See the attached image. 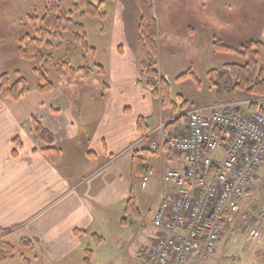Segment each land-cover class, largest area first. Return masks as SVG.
<instances>
[{
  "label": "crops",
  "instance_id": "crops-1",
  "mask_svg": "<svg viewBox=\"0 0 264 264\" xmlns=\"http://www.w3.org/2000/svg\"><path fill=\"white\" fill-rule=\"evenodd\" d=\"M226 1L229 2L225 0L224 3ZM114 3L115 43L109 50L108 64L103 66L104 74L101 75L106 77L103 84L108 87L83 90L80 92L84 94L82 100L67 101L72 119L63 117L62 108L54 102L55 98L62 99L65 94L55 85L48 92L39 91L38 84L29 86V91L17 100L0 98V239L15 244L16 252L21 253L22 258L32 259L30 263L68 264L66 260L72 254L84 252L85 256L86 250H91L85 247V241H92L93 234L100 236L97 233L100 218L96 213L99 208H106L97 201L96 194L100 188L104 190L105 180L111 182V177L114 182L118 180L122 163L92 179L106 166L126 157L130 181L132 151L149 145L157 136L158 124L169 119L140 78L141 45L132 52L133 44L124 36L126 2L115 0ZM261 6L263 9L259 11L236 9L234 13L225 11L220 15L219 11L213 12V16L219 19L222 28L235 27L239 33L247 32L244 44L250 40L264 43V5ZM154 14L158 24L155 7ZM189 30L194 33L191 24ZM212 37L216 39L215 34ZM218 40L222 42L223 39ZM192 47L196 48L195 43ZM208 47L211 49V44ZM159 74L168 82L167 73ZM230 97L237 101L239 94L232 92ZM154 113L158 116L157 123H151ZM138 117H143L151 127L145 135L136 129ZM32 118L38 119L53 133V146L61 152L57 163H51L40 151L47 145L34 134ZM16 138L21 145L13 142ZM158 157L160 173L181 167L180 160L172 153ZM150 171L153 173L152 169ZM75 230L83 232L76 234ZM24 238L33 241L31 247L18 245ZM24 250L29 251V257L22 253ZM142 250L139 249L132 264L145 255Z\"/></svg>",
  "mask_w": 264,
  "mask_h": 264
},
{
  "label": "rangeland",
  "instance_id": "rangeland-1",
  "mask_svg": "<svg viewBox=\"0 0 264 264\" xmlns=\"http://www.w3.org/2000/svg\"><path fill=\"white\" fill-rule=\"evenodd\" d=\"M126 2V29L124 36L129 43L133 44L132 52L140 43L137 42V17L138 11L134 0H122ZM158 15V72L167 73L170 85L171 99L180 104L179 99L183 98L188 108L203 106L214 102L233 101L230 85L232 80L223 69V65L230 62H243L235 54L216 55L208 45L216 39H223L222 43L239 48L244 44L247 37L244 30L239 33L234 28L225 29L220 26L219 19L214 17L213 12L230 11L234 13L236 9L243 11L263 9L264 0H152ZM44 0H0V69L10 75L11 80L15 79V72L20 71V75L25 77L28 85H37V79L32 72L33 63L20 59L17 54L18 39L25 33L34 34L30 22L27 20L28 14L39 17L42 12ZM103 10L105 18L85 15L75 16L85 27L87 42L95 49L94 54H88L86 60L90 66L99 64L107 67L109 50L115 43L116 35V5L112 0H104ZM212 14V17H211ZM194 30L190 32L189 25ZM238 30V28H237ZM227 31L228 34H223ZM257 39V38H254ZM53 44L59 42L67 43L73 51V58L70 66L78 68L83 66V51L69 34H61V38L51 39ZM196 48L192 47V44ZM137 44V45H136ZM66 45V46H67ZM45 53H51L52 63L46 66L47 77L63 93L62 99L55 98L54 102L62 108V116L70 118L66 107L67 101L71 99L82 100L84 94L80 92L101 89L106 83V77H101L94 67L90 73H79L74 78L58 77L53 65L58 60L63 59L65 48L45 49ZM141 56V57H140ZM139 61L144 58L141 51ZM191 69L199 82L191 78L178 81L176 77L186 70ZM216 69L217 73L209 75L208 72ZM167 81V78L164 77ZM91 88V89H89ZM239 94L238 100L248 98L244 93ZM65 96V97H64ZM44 98V97H43ZM156 103V100L155 102ZM86 105V103L84 104ZM246 103L240 104L241 111H247ZM165 116L169 115L168 110L164 111ZM152 117L151 123H157V113ZM164 116V117H165ZM72 119V117H71ZM166 153V152H165ZM122 163L121 176L118 180L111 182L105 180L104 190L101 188L96 194L97 201L103 203L106 208H99L97 211L100 218V230L98 235L102 240L96 243L97 239L86 240L85 247L92 252L84 256V252L72 254L66 260L68 264H132L138 257L139 249L147 250L156 238L158 230L153 227V213L157 207L160 195L165 186L160 182V158L157 155H150L148 164L153 170L147 181L145 188L140 187L138 182L134 188L136 204L140 215L136 217L131 212L125 211L126 198L129 196L130 181L128 177V161L126 157H120L102 169L96 175L108 173L114 166ZM254 174L250 182V187L244 192L239 202V214L230 223L226 233L222 234L217 242L215 252L209 257L202 259L198 264H264V231L253 241L246 239L248 230L252 227L253 221L264 220V162ZM113 181V182H112ZM91 182V181H90ZM116 183V184H114ZM103 212V213H102ZM29 251L22 253L29 257ZM16 252V259L6 260L0 264H25L22 261V254ZM89 261L85 262L84 257ZM143 257V255H141ZM32 261V259H30ZM31 264H37L34 261Z\"/></svg>",
  "mask_w": 264,
  "mask_h": 264
},
{
  "label": "built area",
  "instance_id": "built-area-1",
  "mask_svg": "<svg viewBox=\"0 0 264 264\" xmlns=\"http://www.w3.org/2000/svg\"><path fill=\"white\" fill-rule=\"evenodd\" d=\"M245 102H214L185 112L181 133L168 135L164 123L151 147L160 156L169 150L181 163L160 173L165 192L153 213L155 240L136 264H198L215 252L220 225L233 222L239 202L264 162V101L253 110ZM152 174L142 176L145 188ZM235 218V219H234ZM264 231V220L253 221L246 239Z\"/></svg>",
  "mask_w": 264,
  "mask_h": 264
},
{
  "label": "trees",
  "instance_id": "trees-1",
  "mask_svg": "<svg viewBox=\"0 0 264 264\" xmlns=\"http://www.w3.org/2000/svg\"><path fill=\"white\" fill-rule=\"evenodd\" d=\"M115 1V0H112ZM138 11L137 17V41L141 45V51L144 58L139 61L140 78L150 92V95L158 100L161 109L170 112L169 119L164 124V130L168 135L181 133L186 121L185 112L189 109L183 98L179 99L180 104L174 102L170 97V85L159 74L157 70L158 60V24L154 14L152 0H134ZM104 0H44L41 15L38 17L34 14H28L27 20L34 30V34L25 33L18 39L17 54L20 59L33 63L32 72L37 79L38 90L48 92L54 88V84L48 79L46 66L52 63L53 56L51 53H45V49L53 47L65 48L63 59L53 65L58 77L74 78L79 73H90L93 67L100 76L104 74L103 66L94 64L90 66L86 60L88 54H94L95 49L87 42L85 27L75 16L84 17L85 15L105 18L106 13L103 10ZM69 34L73 41L79 45L84 53V64L78 68L70 66L73 58V49L67 43L53 44L51 39L61 38V34ZM67 45V46H66ZM212 51L216 54H235L243 59V62H230L223 65V69L228 73L232 80L231 91L244 93L251 99L248 108L253 110L257 107V99L264 101V43L256 40H250L239 48L223 44L220 40L214 39L211 44ZM217 70L212 69L208 72L215 75ZM15 79L11 80L8 73H0V98H9L17 100L29 91V85L25 77L21 76L19 71L15 72ZM191 78L196 83L199 82L195 73L188 69L176 77L181 81ZM101 89L108 87L102 84ZM32 130L36 137L43 141L47 146L40 151L47 159L55 164L61 157V152L53 146L54 135L40 121L32 118ZM136 129L141 135L149 132L151 127L145 122L143 117L136 120ZM15 144L21 145L19 139L13 140ZM16 152L13 151V155ZM158 149L149 145L132 151L130 159V188L129 196L125 203V211L133 213L136 217L140 215L139 208L136 204L134 188L145 175L150 166L147 163L150 155H159ZM168 154V151H167ZM248 190H245V192ZM230 222L223 221L220 225V232L226 233ZM83 231L75 230L76 234ZM1 233V232H0ZM93 238L101 241V236L93 234ZM33 241L22 239L18 245L23 248H29ZM16 245L10 241L0 239V262L13 260L16 257ZM92 250H86L91 253ZM146 252L145 249L142 250ZM144 257V256H143ZM142 257V258H143ZM85 262L89 261L88 256L84 258ZM23 263L31 264L30 259L22 258Z\"/></svg>",
  "mask_w": 264,
  "mask_h": 264
}]
</instances>
